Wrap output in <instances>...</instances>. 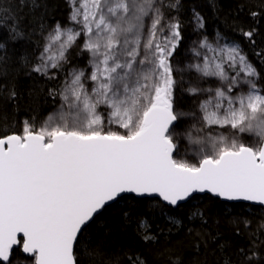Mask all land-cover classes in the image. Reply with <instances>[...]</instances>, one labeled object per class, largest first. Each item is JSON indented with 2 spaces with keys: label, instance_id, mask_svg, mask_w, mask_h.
<instances>
[{
  "label": "snow or ice",
  "instance_id": "6c2138e0",
  "mask_svg": "<svg viewBox=\"0 0 264 264\" xmlns=\"http://www.w3.org/2000/svg\"><path fill=\"white\" fill-rule=\"evenodd\" d=\"M63 5L0 0V264H149L115 242L132 223L150 246L185 230L193 264H264V223L232 215L231 253L213 216L264 215V0L231 35L186 0Z\"/></svg>",
  "mask_w": 264,
  "mask_h": 264
},
{
  "label": "trees",
  "instance_id": "16d2710c",
  "mask_svg": "<svg viewBox=\"0 0 264 264\" xmlns=\"http://www.w3.org/2000/svg\"><path fill=\"white\" fill-rule=\"evenodd\" d=\"M186 2L189 6L199 4L205 5V9L202 14L205 15L208 20V27L210 32H212L215 28H220L222 31L229 33L230 35L232 34L231 28L225 21L226 18L231 19V15L236 10L237 0H215V2L219 4L218 10H214L208 6L209 0H186ZM258 2L259 0H257V4ZM49 4L50 7L53 8V14L55 18L61 20V22H64L67 16V9L63 5V0H49ZM248 22L251 23V21ZM258 27L261 33V37H264V21H261ZM237 39L243 41V38L239 37L238 34ZM257 45H264V39L258 38ZM243 46L246 50L249 48V45L247 43H244ZM250 58H252L251 55ZM44 111L45 113H47L48 111H50V109L45 108ZM21 115L24 114L21 113ZM229 209L230 215H226L224 207L223 205H221L218 209H215L213 211V216H216L218 214L221 217L220 225L218 228V231L222 233V236L220 237V242L228 241L231 244V248L227 249L226 251L234 253L236 249L248 246L249 237L248 233L243 231H241V234L239 235L236 234L235 226L228 222L230 217L232 215L242 214L244 217L252 220V224L249 227L250 230H255L259 227L261 223H264V215H262L261 212L257 210L255 212V215L250 216L249 212L252 211L250 208H231V206H229ZM157 226H159L160 228H164L168 225L166 224V221L163 218H158L153 223L152 230L154 232L156 231ZM196 227L207 228L210 232L214 231L215 229V225L213 224L212 219H209L208 225L201 226L197 222ZM242 227L243 226H241V228ZM134 229L135 223L130 224L125 230V232L119 235V238L115 242L117 245H121L125 248L131 249L134 252L142 253L147 257L149 264H170V256L183 257L185 264H193L194 259H196L191 248L190 238L186 236L185 230L175 232L174 229L173 231L175 234L172 235L167 242H165L163 237H161V240L157 245L150 246L140 241L139 237L135 235ZM261 238L264 239V235H262ZM214 251L215 245L212 243H209L206 250L202 246L201 255L198 259L202 260L205 258V256H207V259L209 261H214L217 257L220 256V253L218 251H216L215 256H213L212 253ZM158 252H164V254L158 255ZM124 264H127V261H124Z\"/></svg>",
  "mask_w": 264,
  "mask_h": 264
}]
</instances>
